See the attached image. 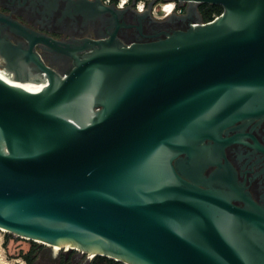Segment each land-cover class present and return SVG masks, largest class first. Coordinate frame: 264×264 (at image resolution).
Wrapping results in <instances>:
<instances>
[{"label":"water","instance_id":"water-1","mask_svg":"<svg viewBox=\"0 0 264 264\" xmlns=\"http://www.w3.org/2000/svg\"><path fill=\"white\" fill-rule=\"evenodd\" d=\"M157 1L138 24L104 0L10 1L41 23L106 24L74 41L0 12V67L46 76L0 79V228L126 264H264V204L226 151L264 121V0H164L187 6L160 25ZM202 3L224 11L206 22ZM123 28L139 32L122 41ZM38 44L72 67L57 72Z\"/></svg>","mask_w":264,"mask_h":264},{"label":"flooded vegetation","instance_id":"flooded-vegetation-1","mask_svg":"<svg viewBox=\"0 0 264 264\" xmlns=\"http://www.w3.org/2000/svg\"><path fill=\"white\" fill-rule=\"evenodd\" d=\"M11 0H0V12L10 16L12 19L19 21L20 23L30 27L31 29L37 30L41 33H45L55 39L62 41H74L75 39L83 38H96V32L98 29L106 28V24L98 22L96 25H91L87 28L82 25L81 22L78 25L71 24L70 20L65 22L64 26L52 23H41L38 17H33L24 8H13L10 5ZM9 4V5H8ZM132 2L125 6L127 9L124 13L123 19L127 23H139L135 16V8L129 7ZM154 13V11H153ZM160 15H154V20L160 25V22L166 21L169 16L163 19H157L162 17L163 12ZM177 15L176 13H172ZM171 14V15H172ZM178 25V22H176ZM154 22L146 19L144 22V31L151 32L154 29ZM135 28H123L120 31V39L125 41L126 39L136 38ZM139 32V31H138ZM9 36L11 41L15 44H22L24 48L28 49V41L12 32L10 29L4 31ZM1 35V33H0ZM40 55L42 60L59 73H65L72 65L73 60L69 56H63L61 53H54L49 47L38 44L35 49ZM21 58V57H20ZM0 64H6L4 58L0 55ZM4 69V68H3ZM9 73V72H8ZM23 77L33 81L42 82L45 81L46 76L43 72L36 70V64L31 63L27 70L23 71ZM252 125H250L247 131H250ZM256 143L264 147V121L256 126L252 134H246L243 142L234 143L227 147V157L236 167L239 173V180L245 182L248 190L253 195L254 199L264 204V151L256 147ZM214 169L211 166L208 172ZM56 245V244H55ZM59 246V245H58ZM38 256L36 259L44 261L45 258L50 260V264H90L92 259H89V255L86 251L79 250L70 246H59L45 244H37ZM51 249V252H55V257H48L43 253L45 248ZM71 251L69 252V250ZM36 262V261H35Z\"/></svg>","mask_w":264,"mask_h":264},{"label":"rangeland","instance_id":"rangeland-1","mask_svg":"<svg viewBox=\"0 0 264 264\" xmlns=\"http://www.w3.org/2000/svg\"><path fill=\"white\" fill-rule=\"evenodd\" d=\"M154 13L156 16L161 14L159 9L154 10ZM9 233L10 232L0 228V264H19L20 261H23L24 264H29L24 259L23 253L28 252L35 242L37 244H47L44 241H33L14 233L8 235ZM35 261V264H50L48 258H45L44 261L38 259Z\"/></svg>","mask_w":264,"mask_h":264},{"label":"trees","instance_id":"trees-1","mask_svg":"<svg viewBox=\"0 0 264 264\" xmlns=\"http://www.w3.org/2000/svg\"><path fill=\"white\" fill-rule=\"evenodd\" d=\"M161 1L162 0H158V2ZM183 9L186 10V5L183 6ZM199 11L201 13L203 20L207 22L214 20L215 17L223 13L224 7L220 4L202 3L199 5ZM8 235H11V233H9ZM37 250L38 247H37V243L35 242L28 252L23 253L24 259L29 264H35V260L38 256ZM90 264H126V263L105 255H96L94 256Z\"/></svg>","mask_w":264,"mask_h":264},{"label":"clouds","instance_id":"clouds-1","mask_svg":"<svg viewBox=\"0 0 264 264\" xmlns=\"http://www.w3.org/2000/svg\"><path fill=\"white\" fill-rule=\"evenodd\" d=\"M129 0H119V3L116 5V7L120 10H123L125 8V6L128 4ZM163 10L165 12V17H157V19H163L166 18L167 16H170L173 12V10L175 9L176 5L174 3H168L162 6ZM146 9V5L144 3V0H140L139 3H137L136 5V11L139 14H143L145 12ZM155 15V13H153ZM54 257L56 255V253H53ZM93 257H89V259H92ZM19 264H24L23 261H20Z\"/></svg>","mask_w":264,"mask_h":264},{"label":"bare ground","instance_id":"bare-ground-1","mask_svg":"<svg viewBox=\"0 0 264 264\" xmlns=\"http://www.w3.org/2000/svg\"><path fill=\"white\" fill-rule=\"evenodd\" d=\"M0 79L4 80L5 82H8L10 84L20 86V87H23L26 89H29L32 87L41 88L45 85L44 81H42V82L33 81V80L24 81V82L18 81L14 77H12L5 69H2V68H0ZM38 241H42V240H38ZM54 246L59 247L57 244Z\"/></svg>","mask_w":264,"mask_h":264},{"label":"built area","instance_id":"built-area-1","mask_svg":"<svg viewBox=\"0 0 264 264\" xmlns=\"http://www.w3.org/2000/svg\"><path fill=\"white\" fill-rule=\"evenodd\" d=\"M149 1H150V0H144V3H145V5H146V8L148 7V3H149ZM104 2L107 3V4H111V3L115 2V4L117 5V4L119 3V0H104ZM131 2H132V0H129L128 4H130ZM139 2H140V0H137L135 6H136L137 3H139ZM168 3H174V4L176 5V7H175V9L173 10L172 13L182 14V13L185 12V10L183 9V6H184V5L187 6V4L182 3V4L179 6V2H178V1H164V0H162L161 2H158V1H157L156 4L154 5L153 11L159 9V12H163V16H162V17H165V12H164L162 6L165 5V4H168ZM128 4H127V5H128Z\"/></svg>","mask_w":264,"mask_h":264}]
</instances>
